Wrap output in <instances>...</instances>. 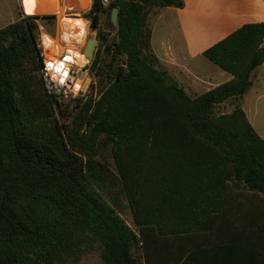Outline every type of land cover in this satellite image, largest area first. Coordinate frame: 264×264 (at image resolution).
<instances>
[{
  "label": "trees",
  "instance_id": "16d2710c",
  "mask_svg": "<svg viewBox=\"0 0 264 264\" xmlns=\"http://www.w3.org/2000/svg\"><path fill=\"white\" fill-rule=\"evenodd\" d=\"M169 7L184 2L93 0L94 28L119 9L115 39L99 34L98 97L59 105L60 117L42 76L40 17L0 29V264L79 263L97 249L104 264H204L202 234L237 196L264 201V138L241 103L264 64V23L204 52L233 79L192 98L151 46L149 14ZM224 103L233 111L217 114Z\"/></svg>",
  "mask_w": 264,
  "mask_h": 264
},
{
  "label": "crops",
  "instance_id": "0c3cea01",
  "mask_svg": "<svg viewBox=\"0 0 264 264\" xmlns=\"http://www.w3.org/2000/svg\"><path fill=\"white\" fill-rule=\"evenodd\" d=\"M183 2L182 8H154L150 12L151 46L160 69L196 98L233 79L230 73L206 61L204 52L246 24L264 23V0ZM263 93L264 64L254 72L253 86L241 101L262 138L264 120L259 100ZM260 221H264V201L243 191L229 208L226 221L217 219L213 231L202 234L204 264H264Z\"/></svg>",
  "mask_w": 264,
  "mask_h": 264
},
{
  "label": "rangeland",
  "instance_id": "374dc122",
  "mask_svg": "<svg viewBox=\"0 0 264 264\" xmlns=\"http://www.w3.org/2000/svg\"><path fill=\"white\" fill-rule=\"evenodd\" d=\"M24 2V0H0V29L11 23L21 20L23 16H29L26 14ZM92 2L93 0H91V2L89 0V5L86 10L84 9V6H80L77 4L73 6L74 10H72L68 8V3H70V0H63V3H61L60 0L61 9L50 15V18L40 17L34 20L39 27L38 41L39 48L42 51L43 61L45 62V60L47 59L58 58L62 54L66 53L67 50H72L77 54L81 52L84 55V59L83 61L82 58L80 59L82 61V64L80 66L82 67V70L86 71V73L84 74V82L85 78H91V83L88 89L86 91H83L82 94L80 93L76 98L72 96H69L68 98H56L59 102L58 106H55L57 117H60L59 105L62 110H65L66 105L69 104L72 106L73 104H75V100L78 98L87 100L92 97L93 99H96L98 97V93L100 90L99 78L94 73H92L91 66L100 46L99 34L109 35L107 37L109 42H111L115 39V31L117 27L111 24V21L107 14L102 15L98 27H92L91 20L85 17V14L89 13V11L91 10ZM78 20L84 23L85 28H82V23ZM46 37L50 38L47 41V45L43 43ZM90 38H94L99 42L94 59L92 61H90L84 54V49L86 47L87 41ZM101 57L103 58V54L101 55ZM205 59L206 61H210L207 58ZM102 63L103 62L101 61V67L103 66ZM42 76L47 90V83L45 81L43 72ZM80 76L81 72L79 74V78ZM259 108L262 112L261 118H263L264 120V93L260 97ZM232 109V103H227L225 105L218 106L216 112L217 114L229 113ZM107 163L112 169L115 168L114 161L109 155H107ZM121 216L132 229L138 232V228L136 227L134 222L133 214L130 208L127 206L126 202L124 211L122 212ZM71 264H104V262L101 259L100 250L97 249L89 254L84 255L79 263Z\"/></svg>",
  "mask_w": 264,
  "mask_h": 264
},
{
  "label": "built area",
  "instance_id": "2783aa9c",
  "mask_svg": "<svg viewBox=\"0 0 264 264\" xmlns=\"http://www.w3.org/2000/svg\"><path fill=\"white\" fill-rule=\"evenodd\" d=\"M101 1L105 7L109 6L111 3V0ZM83 57L84 55L81 52L77 54L72 50H67L66 53L62 54L58 58L45 60L42 72L47 83V92L50 95H53L56 98H68L69 96L76 98L80 93L82 94L83 91L88 89L86 88V90H83L85 82L82 72L85 70H82V67L80 66L84 59ZM81 58L82 61L80 60ZM73 61H80L81 64H74ZM62 62H65L66 67L62 65L60 70L57 71L54 69L56 65L61 64ZM80 72L82 77L80 76L79 78ZM79 83H83V85L78 87Z\"/></svg>",
  "mask_w": 264,
  "mask_h": 264
},
{
  "label": "bare ground",
  "instance_id": "6f19581e",
  "mask_svg": "<svg viewBox=\"0 0 264 264\" xmlns=\"http://www.w3.org/2000/svg\"><path fill=\"white\" fill-rule=\"evenodd\" d=\"M24 4H25V11L26 14L29 16L35 15V16H43V15H47V14H51V12L42 10L43 7L46 6H52V5H56L57 9L56 11H59L61 9V3L60 0H39V4H37V0H24ZM91 2V0H90ZM75 4L80 5V6H84V9L86 10L88 8L89 5V0H70V3H68V8L69 9H73V6H75ZM42 8V9H40ZM55 12H52V14H54ZM79 22H81L80 20H78ZM81 26L82 28H85V25L83 22H81ZM49 37L45 38L44 44L47 45V41L49 40ZM74 64H81L80 61H73ZM64 65L66 67L65 62H62L61 64L56 65V67L54 69H56L57 71L61 69V66ZM83 83H79V86H82Z\"/></svg>",
  "mask_w": 264,
  "mask_h": 264
},
{
  "label": "water",
  "instance_id": "95a60500",
  "mask_svg": "<svg viewBox=\"0 0 264 264\" xmlns=\"http://www.w3.org/2000/svg\"><path fill=\"white\" fill-rule=\"evenodd\" d=\"M37 4L40 5L39 0H37ZM40 9H42V8H40ZM56 9H57L56 5L43 7L42 10L51 12V14L43 15V17L52 15V12H55ZM118 19H119V9L114 8L112 11V14H111V23L113 26L118 27ZM98 45H99V42L94 38H90L87 41L86 47L84 49V54L87 56V58L90 61H92L94 59L95 52L98 48ZM84 73H85V71L82 72L83 75H84ZM90 83H91V78H86L83 90H86V88H88Z\"/></svg>",
  "mask_w": 264,
  "mask_h": 264
}]
</instances>
